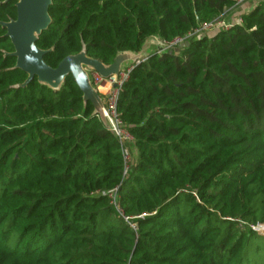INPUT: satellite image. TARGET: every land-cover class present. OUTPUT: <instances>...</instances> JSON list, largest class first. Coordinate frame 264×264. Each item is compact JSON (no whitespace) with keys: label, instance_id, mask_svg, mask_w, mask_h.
<instances>
[{"label":"trees","instance_id":"1","mask_svg":"<svg viewBox=\"0 0 264 264\" xmlns=\"http://www.w3.org/2000/svg\"><path fill=\"white\" fill-rule=\"evenodd\" d=\"M235 3L52 0L36 45L51 67L82 49L108 65ZM240 19L134 65L117 100L126 172L71 76L14 87L27 75L0 26V264H264V0Z\"/></svg>","mask_w":264,"mask_h":264},{"label":"water","instance_id":"2","mask_svg":"<svg viewBox=\"0 0 264 264\" xmlns=\"http://www.w3.org/2000/svg\"><path fill=\"white\" fill-rule=\"evenodd\" d=\"M51 3L52 0H17L15 18L0 21V26L5 28V36L9 38L13 46V52L10 55L15 57L14 67L27 75L22 83L14 87H24L35 77L38 83L46 85L53 91H58L64 80L71 76L82 93L83 103L89 102L92 105V116L99 115V119L107 128L101 98L91 86L87 70L96 71L103 77L117 74L125 62L137 61L139 63L141 58L148 56L150 46L154 44L146 40L138 53L121 51L108 65L87 56L85 50L82 49L74 55L65 56L55 67H51L44 61V56L51 52L52 48L45 50L36 45L41 33L51 23L48 13Z\"/></svg>","mask_w":264,"mask_h":264},{"label":"built area","instance_id":"3","mask_svg":"<svg viewBox=\"0 0 264 264\" xmlns=\"http://www.w3.org/2000/svg\"><path fill=\"white\" fill-rule=\"evenodd\" d=\"M243 1L245 0H236L235 4L242 3ZM216 19L210 23L202 24L199 28L189 32L185 36L175 37L170 42H165L161 39L160 42L156 41V43L152 41V43L156 46L154 51L162 54L165 50L174 49L180 45H183L188 37L200 35L202 33H206L207 31L227 29L232 25L225 23L224 21L216 22ZM146 58H148V56L141 58L140 61L145 60ZM137 63L138 62L136 61L132 64H128L127 66H123L117 74H113L108 77H103L96 71L87 70L89 82L101 98L103 104V116L105 117L107 123V129L111 132L120 145L121 153L125 163L124 172H126L128 168L127 164L130 161L128 144L133 142V137L129 134L121 122L119 113L117 111V100L124 84L129 78L132 68ZM95 117L99 119V115H96ZM115 190L116 188L109 192V196L113 202L115 201Z\"/></svg>","mask_w":264,"mask_h":264},{"label":"rangeland","instance_id":"4","mask_svg":"<svg viewBox=\"0 0 264 264\" xmlns=\"http://www.w3.org/2000/svg\"><path fill=\"white\" fill-rule=\"evenodd\" d=\"M262 0H245L242 3L239 4H234L231 7L224 8L223 13L219 16L218 19H216V22L219 21H224L225 23L229 24H235L237 22H240V15L247 11L250 7L254 6L256 3L261 2ZM211 31H207L206 33H209ZM147 41L156 43V41L160 42V39L157 37H150L147 39ZM156 46L151 45L150 46V51L153 50ZM139 52V51H138ZM137 52V53H138ZM134 62L127 61L123 64V66H127L128 64H132ZM130 146L129 150V156L131 159H133L136 156V151L134 147V143H132ZM132 161V160H131Z\"/></svg>","mask_w":264,"mask_h":264},{"label":"flooded vegetation","instance_id":"5","mask_svg":"<svg viewBox=\"0 0 264 264\" xmlns=\"http://www.w3.org/2000/svg\"><path fill=\"white\" fill-rule=\"evenodd\" d=\"M16 8V7H15Z\"/></svg>","mask_w":264,"mask_h":264}]
</instances>
